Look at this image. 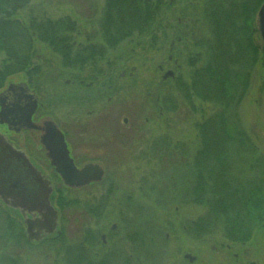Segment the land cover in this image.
Returning <instances> with one entry per match:
<instances>
[{
	"label": "rangeland",
	"instance_id": "rangeland-1",
	"mask_svg": "<svg viewBox=\"0 0 264 264\" xmlns=\"http://www.w3.org/2000/svg\"><path fill=\"white\" fill-rule=\"evenodd\" d=\"M221 2L226 8L236 3L235 13L239 12V16H235V25L230 28L232 33L236 30L239 38L234 51L228 52L224 43V51L218 54L213 49L220 24L215 26L212 18L216 4ZM262 2L255 7L253 0H161L155 4L152 21L133 34L140 33L141 39L121 44L108 40L100 26L105 0H28L18 9L23 24H28L32 16L39 19L69 16L74 29L67 33L81 43L71 53L105 44L106 52L101 58L98 50L91 49L95 56L91 60L98 61L96 65L102 75L106 65L111 69L114 63L113 74L124 73L125 77L119 78L118 97L113 101L118 106L116 114L104 111L79 120L63 97H56L50 107L52 87L56 85L57 95L62 92L66 74L61 62L66 59L50 46L49 40L35 37L34 45L28 47L21 35L19 43L14 44L13 49L19 54L32 48V58L25 70L7 74L5 65L2 69L6 72L5 83L25 81L35 88L42 113H52L68 131L69 126L75 131L70 137L73 149L82 146L88 156L94 157L101 142L112 145L113 156L109 159L107 151H102L106 157V177L101 183L71 190L55 181L60 189L54 200L63 233L59 239L27 244L19 218L0 202V264H99L104 251L98 248L101 233L118 237L124 252L131 249V264H189L183 258L184 252L196 256L191 264H264V214L246 218V209L264 205L252 203L244 209L236 197L235 207L231 206L224 216H217L210 204L199 203L196 187V154L201 147L199 126L206 120L214 124L225 117L226 125L234 126L229 130L232 136L212 127L207 131L212 138V150L217 151V162L223 164L225 182L242 185L244 189H238V193L251 194L256 197L253 200L263 199L264 204V49L260 37L245 29L248 24L252 29L255 12ZM234 52L239 61L235 65L229 62ZM211 53L239 72L232 83L236 95L241 97L226 109L194 93L188 97L184 91L192 81L194 69L203 66ZM5 58L6 52L0 51L2 68ZM168 70L173 76L163 80ZM126 115L131 116L132 122L124 125L122 118ZM92 124L93 129L86 132V127ZM104 124L110 134L108 138L112 132L114 135L109 142L102 134L106 131ZM85 132L87 136L82 139L87 144H79L78 137ZM15 137L20 144L28 141L29 152L37 164L50 172L38 133L29 130ZM93 137L96 140L89 142ZM98 155L104 160L102 154ZM105 189H109L106 194L101 192ZM192 220L199 221L196 235ZM113 224L117 228L111 231ZM85 235L96 239L93 244L90 241L92 252L86 262L77 248ZM96 250L100 252L97 258L93 253ZM101 263L113 261L102 259Z\"/></svg>",
	"mask_w": 264,
	"mask_h": 264
},
{
	"label": "trees",
	"instance_id": "trees-1",
	"mask_svg": "<svg viewBox=\"0 0 264 264\" xmlns=\"http://www.w3.org/2000/svg\"><path fill=\"white\" fill-rule=\"evenodd\" d=\"M157 1L158 4L161 3V0ZM262 1L264 0H253V4L255 3L256 7ZM27 2L28 0H0V15L6 14V18L4 19L5 21L0 20V51L6 52L4 65H6V69H8V71L6 70L7 74H9L10 71L13 72L18 69L25 70L28 68V63H30L32 58L30 56L32 48L28 47L32 46V44L34 45L36 38L42 41L49 40L50 46L56 48V51H58V53L64 58L68 57L70 53L64 32L74 29V21L69 16L59 17L56 19H39L32 16V18L29 19L28 24L27 22L23 24V21L20 18L21 16H15V14H17L16 11L21 7H24ZM157 3L153 0H105V8L103 9L105 14L100 21V26L103 28L102 30L104 32V36L108 40H111V42L113 40L117 41L118 44H121L125 40L133 43L137 41V39H141V37H139L140 33L136 35L133 34L136 33V30H140L143 26H146V24H149L152 21L156 11L155 9L157 8L155 7V4ZM216 5L217 6H215V13L212 19H214L213 22L215 26L216 24H220V29L218 28V34L217 32L215 34L217 35V38L214 42L213 50L218 52V54H222V50L224 51V43H226L228 52L234 51L239 35L236 30L232 33L230 27L235 25V16H239V12L235 13L236 3L230 5L229 8H226L223 2L217 3ZM243 7H246L245 3ZM248 17L249 15L247 18ZM248 22L249 20L247 19V24ZM2 23H4V25H2ZM250 27L251 26L248 24L245 29L250 31L251 35V32L254 34L255 31L253 29L250 30ZM2 28L5 31H2ZM21 35L25 37L24 44L28 46V50H23V54H19L21 53L20 51L13 49L14 44L19 43ZM3 39H5V42L2 43ZM251 40L252 39L249 40V43L253 48H255L256 45H254ZM219 43L221 44L220 48ZM104 46L106 45L104 44L102 46L101 44H97L82 53L78 51L75 53V59L82 61L87 59L91 60L92 57H95L91 54V52L95 49L98 50V57L101 58V56L106 52ZM234 55H237V53H233L229 62L235 65L239 61L236 59V56L234 57ZM208 58L209 59L205 61L203 66L194 69L195 72H193L194 74L192 73L191 77L193 82L191 81L187 86H185L184 91L188 97L194 93L195 95L204 97L205 99L208 98L210 101L221 105L223 109H226L227 107L233 105L234 100L236 102V99L241 97L240 94L236 95L237 93H235L236 90L234 89L232 83V80L236 79L237 75H239V72H237L238 69H232V65L231 67L226 65V68L223 61L218 60L220 59V56L216 57V55L212 53L209 54ZM262 62L264 64V54ZM209 122L211 124L213 121L211 122L206 120L204 124L199 126L201 147L196 154L198 164L196 187L198 190L199 203L210 204L212 206V210L217 216H224L225 212H227L229 208L232 209V207H235L234 202H237L236 197L239 198L238 201H241L244 209L252 203H260L261 205H264L263 199L253 200L256 197L251 194L249 196H244V194L238 193V189H244L242 185L237 187L232 186L231 184H226L227 182H225L223 164H219V162H217V151L212 150V138L210 139V136L207 135V131L210 127H212L217 129V132H220V130L229 132L228 134L230 137L232 136V132L229 130H231L234 126L231 125V128L229 123L226 125L227 122L225 117H221V119L218 118L217 123L211 125ZM216 147L217 145H214V148ZM262 207L263 206H255V208L253 207L255 210H251L249 208L246 209V218L253 219L260 217V213L263 216L264 208ZM201 220L202 219L200 218V222H202ZM237 227L239 229L241 228L239 224Z\"/></svg>",
	"mask_w": 264,
	"mask_h": 264
},
{
	"label": "flooded vegetation",
	"instance_id": "flooded-vegetation-1",
	"mask_svg": "<svg viewBox=\"0 0 264 264\" xmlns=\"http://www.w3.org/2000/svg\"><path fill=\"white\" fill-rule=\"evenodd\" d=\"M18 15V12H16ZM6 18V14H1L0 15V20L1 21H5L4 19ZM2 25H4V23H2ZM4 28V27H3ZM2 28V31H5ZM253 29V27H252ZM251 29V30H252ZM69 30L65 31V39L67 41V46L69 47V56L66 57L63 62L64 64V70L63 72H65L66 77L64 79V84L62 86V88L60 89L62 92L57 95L58 93L55 92V89L57 88L56 85L54 87H52L53 91L50 93V107L53 106V100L60 96L65 98L66 103H68L70 105V111L72 113L75 114V116L81 120V118L83 116H94V115H99L101 114V112L107 111L109 115L112 114H116V111L118 109V106H115L113 104V101H115V99L117 100L118 97V92H119V78L120 77H125L124 73H121V76H119L117 73H114V68L113 65L116 66L114 63L111 66V69L108 68V64L105 61L106 65V71L104 72V75H102V71L100 72V70L98 69L99 66L96 65L98 63V61H92V60H77V59H72L75 58L76 55H74L73 53H71V49H77L75 47H79L81 45V43H76L72 38L71 35H69L67 32ZM5 42V39L4 41ZM50 43V42H49ZM171 43L173 44V41H171ZM257 47V45H256ZM170 58V56L168 57ZM92 61V62H91ZM89 63L90 65H88V67H86V63ZM159 68L162 69V66L159 65ZM2 69H5V65L2 68V65L0 67V98H2L7 91L8 85L9 83L12 82H6V79H4L6 77V72H3ZM135 68L133 67L131 70H134ZM166 71L164 72L163 75V80L166 79ZM132 75V72L128 73V77H130ZM173 75H171L170 77H172ZM18 82H24L28 88L30 90H33L36 94L37 97V107L35 109V111L32 113L31 115V121L32 123L35 125V127L32 128H20L18 130H16L15 128L9 126V124L6 121V117L3 115V105L0 102V134L7 140L8 143H10L12 146H14L15 148L22 150L26 156L29 158V161L32 163V165L34 167H36L40 174L44 177V179H46L49 182V186L51 187V192L49 194V200L50 203L52 204V206L57 210L58 212V224L56 226V228L54 229V231H50V233L45 232V229L43 227V229L39 228L36 223H34V221H29L28 219L25 220L22 217V213L23 216H25L26 213L23 210H14L16 212L17 217L19 218L18 223L24 228L23 230V235L25 238V241L27 244H39L42 243L44 241H47L49 239H59L62 236V230L60 228V213H59V209L58 207L54 204V200H56V194L57 196H59L60 194V189H58V187H56V183L55 181L58 180L61 183H63L65 188L74 190V189H83L86 188L88 186H92L94 184H98L101 183L105 177H106V170H105V161H106V157L104 158V155L102 153V151L108 153V157L109 159L113 156L111 151H112V145L109 144L105 145L104 143L99 142V147H100V151L98 152V154H102V157L104 160L101 159L100 155H96L94 157L88 156L87 152H86V148L79 146L75 147L76 149H73L72 145H71V136H72V132L74 130H72L69 126V131L63 127L59 121H57V119L54 117V115L52 113L50 114H45L42 113L41 107H42V103L40 102V98L38 96V92L36 91L35 88L31 87L30 85H28L27 82L25 81H17L14 83H18ZM63 95V96H62ZM109 105V108L107 109ZM115 118V117H113ZM50 120V132L51 130L56 127L63 135L65 144H66V148L68 150V155L69 157L72 159V162L74 163V165L77 168H81L86 164H92V165H98L102 170V176L99 179H96V177H98V174H92L89 173L86 176L87 182H85L83 185L79 186V187H73V186H68L66 185L63 180L62 177L60 176V174L58 173V171L56 170L55 165H53V160H52V155L58 153L61 149H59L58 147H56L53 143L52 146H50V157L48 156V149L41 143L40 137L41 134H43V130L45 128V123L47 121ZM132 122L131 120V116H124L122 118V122L124 125H127L129 122ZM105 126V130L103 131V135L105 136L104 139L109 142L112 138L111 136L113 135V132L111 133L110 138H108V136L110 135L107 131V125L104 124ZM94 127V125L92 124L87 128L86 132H90V130H92ZM96 128V127H95ZM29 130H34L38 133V142L41 145V149L43 151V157L46 159L49 168H50V172H46L40 165L37 164V160L35 157L32 156V154L29 152L30 149L28 147V141H25V143L20 144L19 140H17V138L15 137V135L29 131ZM54 130V129H53ZM72 130V131H71ZM75 132V131H74ZM86 132L81 135V137H78V143H84L87 144L86 140L82 139V137H86L87 134ZM70 133V134H69ZM98 137V135H96ZM114 136V135H113ZM77 137V136H76ZM50 138H51V134H50ZM96 139L93 137V139H89V142H93ZM82 145V144H81ZM109 189H105L101 192L105 193L108 191ZM105 194H103L105 196ZM101 202V201H100ZM96 206V205H94ZM21 214H20V213ZM34 215L38 216V214L36 212H32ZM26 222L28 223V225L30 224L32 229H34L32 232V236L30 238H28L29 236L26 234ZM198 223L199 221L196 220H192L191 221V227L192 230L195 231V234L197 233L198 230ZM115 228H117L116 224L111 225L110 229L111 231H113ZM57 231H59V234H57ZM98 232V231H97ZM95 232V233H97ZM100 244L98 248H101L102 250H104L102 252V258L99 259V264H102V259L106 260V259H111L113 261V264H131L132 263V259H133V254L131 253L130 248L127 249L126 252H124L123 246H122V242L119 241L118 237H111V236H107L106 233H101L100 234ZM84 239L81 240L82 242L79 243V247L77 246V248L79 250H81L82 255L85 259L91 256V245L93 244L94 240L96 241L94 236H90L88 237V235H85L83 237ZM93 240V241H92ZM90 241H92V244L90 245ZM131 241V240H130ZM243 244V243H242ZM68 249H74V247L72 246H68ZM227 249H231L230 245H226ZM90 250V251H89ZM71 252V251H69ZM129 252V253H128ZM94 253V257H99L100 252L98 250L93 251ZM234 256H237V253H234ZM183 258L189 263H193L196 259V256L193 255L191 252H184L183 253Z\"/></svg>",
	"mask_w": 264,
	"mask_h": 264
},
{
	"label": "water",
	"instance_id": "water-1",
	"mask_svg": "<svg viewBox=\"0 0 264 264\" xmlns=\"http://www.w3.org/2000/svg\"><path fill=\"white\" fill-rule=\"evenodd\" d=\"M253 22V30L259 33L264 48V1L255 12ZM168 75H172V71H167L165 76ZM0 102L9 126L16 130L35 127L31 121V115L37 107V97L24 82L9 83L6 94L0 98ZM53 129L50 132V120L47 121L40 140L48 149L49 157L50 146L54 144L61 149L56 154L51 153V157L52 164L55 165L63 182L68 186H81L87 182L86 176L89 173L98 174L96 179H99L102 176V170L98 168L100 166L86 164L77 168L68 155L62 133L56 127ZM50 192L49 182L32 165L26 154L8 143L0 134V200L6 207L28 212L25 214L26 217L22 213L25 220L34 221L39 228L44 227L45 232L50 233L58 224L57 210L49 200ZM32 212H36L38 216ZM33 230L26 222L28 238L33 235L31 232Z\"/></svg>",
	"mask_w": 264,
	"mask_h": 264
}]
</instances>
